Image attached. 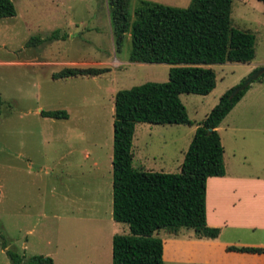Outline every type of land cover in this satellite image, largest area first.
Listing matches in <instances>:
<instances>
[{
  "label": "rangeland",
  "instance_id": "374dc122",
  "mask_svg": "<svg viewBox=\"0 0 264 264\" xmlns=\"http://www.w3.org/2000/svg\"><path fill=\"white\" fill-rule=\"evenodd\" d=\"M11 1L15 15L0 19V60H20L28 53L39 55V60L95 61L98 66L128 60L129 34L116 51L105 0ZM138 1L129 0L130 20ZM150 1L178 7L189 3ZM263 10L264 5L257 0H231V26L248 30L255 37L253 59L249 63L211 64L215 86L208 94H179L190 125L138 123L133 142L134 168L179 172L193 130L218 97L246 78L252 64H258L256 68L264 66ZM55 29L57 34L50 37ZM30 37L42 40L33 39L25 45ZM169 66L128 62L95 79L53 80L46 73L62 66H36L39 71L31 73L29 66L0 65V235L7 248L25 258L52 255L56 264H111V235L123 233L122 228L128 232L126 224L111 218L114 93L147 81H166ZM247 89L242 98L245 102L222 119L219 133L227 154L233 139L240 136L261 143L260 149L247 152L246 161L249 170L251 166L260 167L256 172L264 176V76L252 81ZM37 106L66 110L69 117H41ZM212 201L209 199V203ZM232 209L239 211L237 204L230 202L226 211ZM244 221L260 219L246 215ZM252 230L237 232L242 236L239 239L253 242L260 232ZM170 235L163 229L155 233L161 240L175 238ZM176 235L180 240L190 236L192 242L169 243L164 264H241L229 258L227 251L207 248L204 239L196 237L191 229L181 228ZM233 235L227 228L221 239L228 241ZM0 264H10L1 246Z\"/></svg>",
  "mask_w": 264,
  "mask_h": 264
},
{
  "label": "trees",
  "instance_id": "16d2710c",
  "mask_svg": "<svg viewBox=\"0 0 264 264\" xmlns=\"http://www.w3.org/2000/svg\"><path fill=\"white\" fill-rule=\"evenodd\" d=\"M260 1L264 5V0ZM111 36L119 50L126 33L130 37L129 62L169 64L167 80L147 81L118 89L113 97L111 218L127 225L128 232L111 236V264H164L163 229L176 234L191 229L198 238H215L217 227L206 223V179L224 174L223 148L215 129L249 85L230 96L237 85L225 90L197 125L183 154L178 173L135 170L131 167V140L135 123L185 124L191 121L179 94H208L215 86L211 64L249 63L254 57L253 33L231 26V0H189L184 7L139 0L130 20L129 0H105ZM264 11V10H263ZM16 13L11 0H0V18ZM50 37L55 36L53 31ZM41 41L30 37V42ZM254 68L250 73L255 71ZM105 66H66L52 72V79L108 72ZM264 76V72L256 79ZM241 81V80H240ZM2 100L0 97V107ZM41 116L64 119L63 109L41 110ZM210 129V130H209ZM0 246L10 264H53L50 256L25 258ZM226 251L264 253V247L234 246Z\"/></svg>",
  "mask_w": 264,
  "mask_h": 264
},
{
  "label": "crops",
  "instance_id": "0c3cea01",
  "mask_svg": "<svg viewBox=\"0 0 264 264\" xmlns=\"http://www.w3.org/2000/svg\"><path fill=\"white\" fill-rule=\"evenodd\" d=\"M53 31L55 32L56 35L57 34L56 29ZM111 40H112V36H111ZM2 45L4 46L5 43L2 42ZM128 62H129L128 60H123L121 62L117 60L110 61L106 63L105 67H108L110 70H113L114 67H118L121 63L125 64ZM5 64H15L24 67L29 66L30 67L29 71L31 73H36L37 71H39V69H37L36 66L50 67V66L60 65L62 67H66V66L85 67L84 65L98 66L99 62L93 61L87 63L81 61H55L53 59H50L49 57L39 60V55L35 53H28L25 54L24 57L20 60H11V59L0 60V65H5ZM257 65L258 64H252L250 71L256 68ZM59 69L61 68L48 71V73H46V76L52 79L51 73ZM75 77H85V76H75ZM75 77H66V78L53 79V80H61V79H68ZM96 77L98 76L89 77V78L95 79ZM247 91L248 89L244 92L241 98L235 103V105L231 108V110L235 106H240V104H242L243 102L242 98L244 97ZM248 104H252V102H248ZM253 104H255V102H253ZM35 109L36 112H38V114L40 115V111L42 109H40L38 106ZM66 113H67V118L65 119H68L69 113L67 111ZM41 117H45V116H41ZM138 123H135L134 125V130L131 140V167L135 170H145V169H136L132 166L134 131ZM219 128H220V123L215 129L217 130L220 143L223 148L222 157H223L224 174L221 176L207 177L206 195H205L206 223L210 227H217L219 229V233L215 238H203L205 242V246H207V248L209 249L218 248L224 251H226L225 247L229 245L264 247V176L256 172L257 170L259 171L260 167L259 169H257L258 167L256 168L255 166H251L252 169L249 170L246 161L247 152L248 151L254 152V150L260 149L261 143L259 144L257 142L247 141L242 136H240V138L233 139V142H231L227 154L222 142V136L219 133ZM183 154H182V158H183ZM247 170H249L250 172H247ZM145 171H149V170H145ZM209 199H213V201L209 203ZM230 202L237 204L239 210L238 212L236 211L234 212L233 211L234 209H232L229 212L226 211L227 207L230 205ZM241 209H245V211L242 212ZM246 215L251 216V218L258 217L260 219V222H250V223L245 222L244 219ZM116 223H120V222H116ZM227 228H229L232 233L236 234L233 235V238L229 239L228 241L221 239L223 230ZM255 228L259 230L260 235L258 236V238L254 239L253 242H243L242 240L239 239L242 236H239L237 232L240 231L246 232V230L248 229L254 230ZM126 230H128V228ZM122 232L123 233L120 234H124L125 229L122 228ZM170 236L175 238L178 237V235L176 234H172ZM175 238L173 239L167 238L166 240H161L163 260L165 258V254L167 250L166 246L169 243H176L177 245L182 242H189V240H191L190 236L184 238L183 240H180L182 238H177V239ZM225 254L229 258L239 261V263L241 264H264V253H246V252L227 251V253ZM44 255H48V254H44ZM51 258L53 260V264H56L55 259L52 255ZM60 264L63 263L61 262Z\"/></svg>",
  "mask_w": 264,
  "mask_h": 264
},
{
  "label": "water",
  "instance_id": "95a60500",
  "mask_svg": "<svg viewBox=\"0 0 264 264\" xmlns=\"http://www.w3.org/2000/svg\"><path fill=\"white\" fill-rule=\"evenodd\" d=\"M264 72V66L257 68L255 71L250 73L246 78H244L240 83H238L230 92V96L235 95L237 92L243 90L252 81L257 79ZM210 130V129H209Z\"/></svg>",
  "mask_w": 264,
  "mask_h": 264
}]
</instances>
